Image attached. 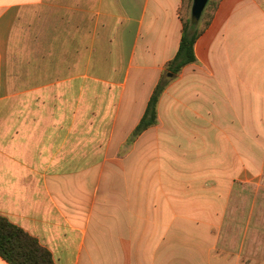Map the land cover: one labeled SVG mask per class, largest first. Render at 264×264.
Masks as SVG:
<instances>
[{
    "label": "crops",
    "instance_id": "0c3cea01",
    "mask_svg": "<svg viewBox=\"0 0 264 264\" xmlns=\"http://www.w3.org/2000/svg\"><path fill=\"white\" fill-rule=\"evenodd\" d=\"M183 6L0 0V215L56 264H264L248 215L221 246L235 182L264 174V0H221L173 76Z\"/></svg>",
    "mask_w": 264,
    "mask_h": 264
},
{
    "label": "trees",
    "instance_id": "16d2710c",
    "mask_svg": "<svg viewBox=\"0 0 264 264\" xmlns=\"http://www.w3.org/2000/svg\"><path fill=\"white\" fill-rule=\"evenodd\" d=\"M221 0H209L199 21L181 16L182 38L176 56L168 63V71L175 76L186 65L196 61L195 44L213 21ZM193 0H184V4ZM204 21L202 28H199ZM170 78H162L156 85L147 109L134 131V137L158 122V104ZM0 257L9 264H56L52 253L40 241L20 226L0 215Z\"/></svg>",
    "mask_w": 264,
    "mask_h": 264
},
{
    "label": "rangeland",
    "instance_id": "374dc122",
    "mask_svg": "<svg viewBox=\"0 0 264 264\" xmlns=\"http://www.w3.org/2000/svg\"><path fill=\"white\" fill-rule=\"evenodd\" d=\"M191 9L192 3H185L181 10V16L185 19L192 17ZM203 25L204 21H201L199 28H202ZM172 146L175 148L177 145L175 143ZM192 156L193 155L190 154L189 158ZM232 195L233 198L230 204L231 212L226 219L224 224L225 229L221 235L222 250L224 249L225 251H228L235 250L237 248L240 241L239 238L241 237L239 233L242 228L239 226L243 217L246 215H248V218L250 217L248 223L250 225L249 229L253 230V234L249 240L254 243H259L262 246L264 234L260 237L258 231L264 229V174L257 179L256 183H253L251 180L246 181V178H244V181H236L233 187ZM243 213L246 214L243 215ZM245 221L248 222V220ZM254 251H256V248H254Z\"/></svg>",
    "mask_w": 264,
    "mask_h": 264
},
{
    "label": "water",
    "instance_id": "95a60500",
    "mask_svg": "<svg viewBox=\"0 0 264 264\" xmlns=\"http://www.w3.org/2000/svg\"><path fill=\"white\" fill-rule=\"evenodd\" d=\"M208 2L209 0H193L191 15L194 20L199 21L201 19Z\"/></svg>",
    "mask_w": 264,
    "mask_h": 264
}]
</instances>
